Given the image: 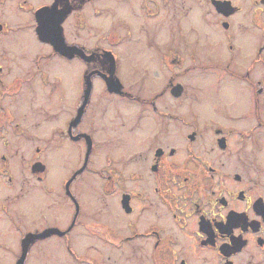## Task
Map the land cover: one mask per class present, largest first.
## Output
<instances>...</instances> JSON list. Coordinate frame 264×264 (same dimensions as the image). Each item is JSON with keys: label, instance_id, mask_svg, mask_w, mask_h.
<instances>
[{"label": "flooded vegetation", "instance_id": "1", "mask_svg": "<svg viewBox=\"0 0 264 264\" xmlns=\"http://www.w3.org/2000/svg\"><path fill=\"white\" fill-rule=\"evenodd\" d=\"M135 4L143 20L161 23L169 15L180 45L159 41L165 34L161 25L137 19V33L119 16V10L135 13ZM100 19L112 27L88 45L81 32L98 29ZM44 25L54 27L53 42L63 43L68 52L44 39L39 32ZM210 26L220 30L227 52L221 68L228 71L216 82L230 79L248 86L245 109L227 108L222 91L215 99L220 106L210 107L213 95L202 96L192 83L213 69L203 55L220 51L205 44L204 37H218ZM3 38L13 41L11 51ZM137 40L142 47L134 48L155 51L169 75L162 94L145 96L149 68L125 63L119 52ZM20 46L29 56L26 63L17 60ZM249 50L252 55L240 66V56ZM258 65L263 73L255 77ZM37 84L47 88L45 100L60 110L67 84L76 97L67 117L60 119L64 111L47 113L49 122L61 124L43 144L22 108L28 99L38 102ZM122 104L138 108L126 112V131L116 135L121 142H114L102 130L111 115L123 119L119 108L109 113L112 105ZM19 138L37 141L22 162L38 181L49 178L40 154L56 138L85 147L81 164L62 179L72 207L64 227L57 222L33 228V218L25 227L11 210L17 195L0 201L20 249L12 264H25L33 246L49 239L62 242L73 264H264V0H0V179L6 186L14 184ZM116 149L124 152L117 155ZM90 155L95 160L89 163ZM89 166L110 199L90 213L75 191Z\"/></svg>", "mask_w": 264, "mask_h": 264}, {"label": "rangeland", "instance_id": "2", "mask_svg": "<svg viewBox=\"0 0 264 264\" xmlns=\"http://www.w3.org/2000/svg\"><path fill=\"white\" fill-rule=\"evenodd\" d=\"M201 7V6H200ZM118 8H121L120 6ZM135 13H133L131 10L129 12V15L122 13L119 10V16L122 18H126L127 21L134 27L136 32L138 33V29L140 28L137 19L140 22H144L148 26H155L163 27V31H165L164 35H159V41L162 42L163 45L165 44H177L180 45V41L178 39L179 35L178 33H175L173 21L171 22V19L168 17L164 20L161 19V23L158 22L159 19L156 20H143L141 11L137 9V4L134 5ZM189 22V20L185 23H183L185 27V33L187 32L186 24ZM192 22V21H191ZM103 25V27L100 26ZM99 28L95 30H86L81 32V40L88 45L94 44L95 40L100 37L101 34H104L109 30L112 26L110 25V21L106 19H100V22L98 24ZM210 30H216L215 32L218 33V37H213L211 35L204 37L205 44H207L212 50H220L218 53H212L213 55L206 56L203 55V59L206 60L208 64H210L213 69L210 68L208 74L203 79H199L197 81L196 86H198V92L201 93V95H213L212 99H208L207 103L212 106H220L219 101L215 100L218 98L219 93L222 91V95L219 97L224 98L223 103H225V106L227 108L234 109L235 111H239L242 109L247 108L248 102L246 101V98L249 96V89L248 86H244V84L239 83L238 81L225 79L221 82H216L217 80H222L223 76H225V72L227 73V69H222V65L224 64V61L226 60L227 52L224 50V42L225 39L222 37L221 32L219 29H216L214 26L209 27ZM27 36H30L29 33H27ZM72 36H74V32L72 33ZM177 38V39H176ZM2 41L5 43L7 47L10 49V45L13 44V41L10 42V40L7 38H3ZM98 41V40H97ZM237 43L241 45H246V42L241 41V39H237ZM141 46V43L137 40L133 43H130L128 45H125L122 49H119L120 54L125 60V63H128L129 60H133V62L137 63L138 67H145L149 68V70H146V76H147V82H145V96L153 95V94H162L164 93V90H162L165 87V84L168 80L166 76H169L168 73L164 70V68L158 65V58L157 53L154 51L152 53H146L145 51L134 48V46ZM181 45H185L181 42ZM130 46V47H129ZM131 48L133 52L126 51L123 49H129ZM11 51V49H10ZM17 52V60L26 63L28 62V57L21 53H26V51L21 50V46L18 48ZM252 51H245L240 56L239 64H244L248 57H250ZM31 54V52H29ZM146 55V56H145ZM208 55V54H207ZM75 66H78L79 70H81V66L75 64ZM70 67L66 66L65 68ZM259 65L257 67V70H254V75L259 76L262 71L258 70ZM66 71V70H65ZM68 71V70H67ZM67 71L65 72L66 79L68 78ZM150 72L149 76L147 75V72ZM252 72V73H253ZM62 75V70L59 72ZM144 73V71H142ZM137 77V75H136ZM165 77V78H164ZM184 77V76H183ZM181 79L185 80L186 78ZM73 81V80H72ZM72 81L68 84L72 85ZM79 81V79H78ZM78 81H77V87H76V93H78ZM67 82V81H66ZM67 84V89H65L64 93V110H60L58 108V105L49 101L45 100V90L47 88L41 87L39 84L35 85L37 92H35L36 98L38 97V102L34 101L33 104H30L28 101L22 106L23 109L27 108L26 111H23V113H27L28 116V122L33 125V128L31 126L30 130L33 135H39L40 136V143L43 144V142L46 140L47 137L51 136V132L53 131L54 127L56 125H60L61 121L54 120V121H48L47 120V113L48 112H61L60 119H63V117H67L71 111L73 110V104L75 102V95L72 97L70 95L69 87L70 85ZM62 88V87H60ZM59 89L57 90V92ZM64 91V90H63ZM219 92V93H218ZM34 92L32 89H29L28 97L30 98ZM245 94L244 96V104L243 99L241 98V95ZM58 95V94H57ZM165 95L162 97L164 99ZM240 97L239 99L235 100V98ZM41 100H43V106H41ZM163 101V100H162ZM165 102L161 103L162 107L164 106ZM233 104V105H232ZM167 107L169 106V101L166 102ZM41 107L44 109V111H41ZM165 107V106H164ZM120 109L121 113H124L123 119L114 116H110L109 123H106L105 129L103 131V135L105 137L106 132L110 134V137L114 140V142H121V138H116V135H122L125 133L126 128L123 126V122L125 120L126 112L129 109L138 108V106L131 105L130 107L122 105H112L110 108L109 113L111 114L115 112L117 109ZM250 108H252L251 102H250ZM51 115V114H50ZM65 115V116H64ZM46 117V118H45ZM48 121V122H47ZM38 123L41 124L40 127L38 126ZM110 124L109 128L108 125ZM101 131V132H102ZM128 136V135H127ZM39 143V142H38ZM34 144H37L36 140H28L19 138L17 143V148H15L13 151L15 153L14 160L15 163L14 169H15V180L14 184L6 186L2 183V180L0 179V201H5V199L10 198V196L17 195V200L15 203L11 204V210L15 213L17 221L22 222V224L25 227L29 226L30 218H33V228H39V227H45L48 225L57 224L59 222L60 226L64 227L67 223L68 218L70 217L71 212V205L69 201L65 198L63 195V192L61 190V184L62 179L66 178L69 173L78 167L79 164L82 162L83 158V152L85 146H79L74 143H69L68 141H61L58 138H56V141L54 140L51 146L48 149H45L44 151H41L40 154V160L42 162L47 163L48 166V180H41L38 181L36 178V175L32 176L27 171L25 162V159L29 158L32 154V147ZM134 149V147L132 148ZM115 152L117 155H120V153L124 152V149H116ZM91 159H94L92 155L89 156V163L93 162ZM95 160V159H94ZM94 166V165H93ZM99 166V165H97ZM40 176V174H38ZM54 185V186H53ZM51 188L55 189L57 192L53 194H46L43 190L50 191ZM76 194L80 197L81 204L83 206V209L87 212H91L95 210L97 207L105 205V202H110V199L108 197L103 195L102 191V184L100 180L91 175V169L90 166L88 168V172L84 174L78 181V183L75 186ZM23 193L22 199H20L21 194ZM9 195V196H7ZM7 196V197H6ZM15 198V199H16ZM10 203V201H9ZM17 209V210H16ZM23 211V212H22ZM28 213V216L26 217V213ZM105 216V215H104ZM26 217V219H25ZM119 221H123L124 218L121 220L118 218ZM63 222V223H62ZM27 226H26V225ZM119 228H122L121 224H118ZM0 264H12L15 259V253H19L18 251V240H17V234L13 231L11 225L7 221V219L3 216V214L0 212ZM87 245V244H86ZM85 246V244H84ZM6 247V248H5ZM84 248V247H83ZM80 249V248H79ZM82 252L83 249H80ZM91 251V250H90ZM93 252V251H92ZM73 264L71 260L69 259V256L66 254L65 249L63 247V244L61 241L55 240H47V241H39L37 242L33 248L31 249L28 259L26 260L25 264Z\"/></svg>", "mask_w": 264, "mask_h": 264}, {"label": "water", "instance_id": "3", "mask_svg": "<svg viewBox=\"0 0 264 264\" xmlns=\"http://www.w3.org/2000/svg\"><path fill=\"white\" fill-rule=\"evenodd\" d=\"M57 23V22H55ZM39 32L41 34H43V37L46 41L52 42L53 46L55 47L56 50H58L61 53H64V51L68 52V49L63 45V43H59V42H53V35H55V29L53 26L50 27H46L44 26H40V30ZM29 241V239L27 240V242Z\"/></svg>", "mask_w": 264, "mask_h": 264}]
</instances>
